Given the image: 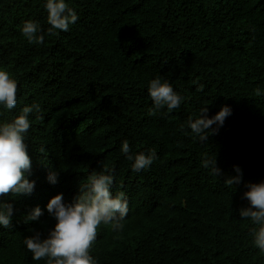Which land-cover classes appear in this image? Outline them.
<instances>
[{"label": "trees", "instance_id": "1", "mask_svg": "<svg viewBox=\"0 0 264 264\" xmlns=\"http://www.w3.org/2000/svg\"><path fill=\"white\" fill-rule=\"evenodd\" d=\"M65 2L78 19L49 35L46 0H0V70L18 86L16 107L0 105V124L40 106L25 134L34 190L0 197L13 205L11 227L0 225V264H47L33 260L25 237L45 238L56 223L50 199L62 193L72 203L80 183L106 169L128 214L121 230L99 227L95 264H264L254 244L259 226L239 214L249 207L248 185L264 181V0ZM28 20L44 44L23 36ZM157 77L182 101L150 115ZM225 105L231 114L201 142L189 118ZM125 140L133 154L155 150L149 168L132 170L120 151ZM205 156H216L222 175L202 166ZM234 166L241 182L229 187ZM37 206L43 215L25 222Z\"/></svg>", "mask_w": 264, "mask_h": 264}, {"label": "clouds", "instance_id": "2", "mask_svg": "<svg viewBox=\"0 0 264 264\" xmlns=\"http://www.w3.org/2000/svg\"><path fill=\"white\" fill-rule=\"evenodd\" d=\"M44 7L48 14L47 21L51 25L49 35H54L55 30L67 32L69 26L78 19L77 12L65 0H46ZM21 31L30 44H44L45 37L38 34L40 26L34 21H25ZM17 92V81L11 78L7 71L0 70V105L9 110L14 109L17 104ZM148 93L153 102V108L149 109L150 115H156L157 111L165 106L169 111L176 109L182 101V97L173 87L166 81L161 82L160 77L150 81ZM259 94L257 90V95ZM34 111H40L38 104L25 105L12 121L0 124V197L9 194L29 195L34 190L35 181L27 178L31 175V159L25 143V134L31 127L29 115ZM207 112L208 108L205 106L201 108L198 118H189L188 121V126L201 142H207L209 136L218 131L225 118L231 114V109L227 105L222 106L212 117H208ZM120 151L127 159L134 161V172L149 168L157 158L155 150H151L147 155L131 153L126 140L122 143ZM202 166L210 169L215 176L222 175L216 156H205ZM234 167L237 175L224 180L229 187L241 182V169ZM47 179L52 184L57 183L58 173L50 171ZM113 182L114 177L110 170L93 172L86 182L80 183L79 192L72 203L65 204L62 193L52 197L46 208L55 218L54 227L49 229L48 235L43 239L39 232L24 239L33 260L46 259L47 264H95L90 249L97 238L99 227L103 224L111 226L113 231L121 230V221L128 214V202L124 193L113 195L111 191ZM244 197L249 201V207L239 210L240 217L250 218L259 226L253 229L254 244L264 252V181L250 183ZM12 214L13 205L0 201V225L10 228ZM42 215L43 211L37 206L24 220H38Z\"/></svg>", "mask_w": 264, "mask_h": 264}]
</instances>
